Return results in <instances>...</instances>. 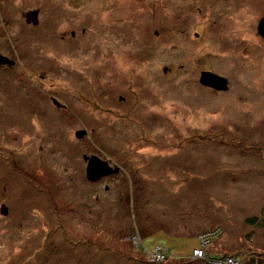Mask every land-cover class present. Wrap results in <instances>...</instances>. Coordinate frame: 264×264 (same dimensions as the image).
<instances>
[{"label": "rangeland", "instance_id": "374dc122", "mask_svg": "<svg viewBox=\"0 0 264 264\" xmlns=\"http://www.w3.org/2000/svg\"><path fill=\"white\" fill-rule=\"evenodd\" d=\"M262 18L264 0H0V264H214L202 241L264 264ZM95 155L118 172L89 181Z\"/></svg>", "mask_w": 264, "mask_h": 264}, {"label": "water", "instance_id": "95a60500", "mask_svg": "<svg viewBox=\"0 0 264 264\" xmlns=\"http://www.w3.org/2000/svg\"><path fill=\"white\" fill-rule=\"evenodd\" d=\"M37 12L31 14V18L35 20L34 21L35 24H37V15H38ZM258 32L264 35V19L260 22V25L258 27ZM7 62L11 64L13 63L7 57L2 56V54L0 53V63H7ZM200 79H201L200 81L201 85H203L204 87L205 86L210 87L213 90L225 92L229 88L228 78L222 77L210 71H204L201 74ZM83 134L85 133L77 134V137L82 138ZM84 159L89 161V165L87 168V178L91 182H97L101 178H104L107 175L118 172L117 169L112 170L107 162L101 160L97 156H92L91 158L85 156Z\"/></svg>", "mask_w": 264, "mask_h": 264}, {"label": "trees", "instance_id": "16d2710c", "mask_svg": "<svg viewBox=\"0 0 264 264\" xmlns=\"http://www.w3.org/2000/svg\"><path fill=\"white\" fill-rule=\"evenodd\" d=\"M264 216V215H263ZM262 216V217H263ZM246 223H248V224H250V225H253V226H256V225H259L260 227H264V218L261 220L259 217H257V216H255V217H250V218H247L246 219ZM207 234V232L206 233H204V231H203V234H202V237H205V235ZM215 235V234H214ZM201 237V238H202ZM201 238H200V240H201ZM211 239L210 238H208L207 239V241H210ZM202 241V240H201ZM200 242V241H199ZM209 244V243H208ZM204 245V246H203ZM203 247H205V248H203ZM202 249H204V251H205V254L207 255L208 254V252H207V250H206V243H205V241H202V244H201V247H198V248H195V250L194 251H197V250H202ZM195 253V252H194ZM214 258L215 259H220V258H228V259H231V257H227L226 255H223V257H221V256H219V255H213V256H210V259H212V260H214ZM234 260L235 259H238L235 255H234ZM201 262V261H200Z\"/></svg>", "mask_w": 264, "mask_h": 264}, {"label": "flooded vegetation", "instance_id": "af4514ba", "mask_svg": "<svg viewBox=\"0 0 264 264\" xmlns=\"http://www.w3.org/2000/svg\"><path fill=\"white\" fill-rule=\"evenodd\" d=\"M39 13H38V15H37V23L39 22L38 20H39ZM25 19H26V21L28 22V23H33V18H31V14L30 15H27V13H26V15H25ZM264 18H262L261 20H263ZM35 21V20H34ZM261 22V21H260ZM260 22H259V24H258V27H259V25H260ZM38 25V24H37ZM257 31H258V28H257ZM259 34L264 38V35H262L260 32H259ZM72 35L73 36H75V33L74 32H72ZM199 36V35H198ZM1 53V52H0ZM11 62H13V61H11ZM16 63L15 62H13L12 64L11 63H0V66L1 67H7V66H10V67H14V65H15ZM203 73V72H202ZM201 73V74H202ZM228 84H229V82H228ZM207 87V86H206ZM228 87H229V85H228ZM208 89H210V90H212V91H214V92H218V90H213L212 88H210V87H207ZM229 90V89H228ZM221 91H219V93H220ZM53 103H54V105H55V107L57 108V109H61V108H64L65 106H61V103L60 104H58L57 102H59L56 98H53ZM96 156V155H95ZM84 157L85 156H83V159H84ZM84 161L86 162V164H87V166H88V164H89V161L88 160H85L84 159ZM86 173H87V169H86Z\"/></svg>", "mask_w": 264, "mask_h": 264}, {"label": "built area", "instance_id": "2783aa9c", "mask_svg": "<svg viewBox=\"0 0 264 264\" xmlns=\"http://www.w3.org/2000/svg\"><path fill=\"white\" fill-rule=\"evenodd\" d=\"M203 248H205V247H203ZM199 253H200L201 256H198V257H200V259H204L205 258V262H207V263L208 262H213L214 264H221V263H223V260L226 259V258H220V259H215L214 258V260H212V259L207 257V255L205 254L204 249L195 251V254H199ZM194 258L197 259V260H200L199 258H197V256H195ZM229 261L232 262L231 259H229Z\"/></svg>", "mask_w": 264, "mask_h": 264}]
</instances>
